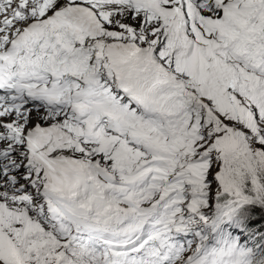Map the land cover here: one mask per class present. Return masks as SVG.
<instances>
[{"label": "snow or ice", "instance_id": "snow-or-ice-1", "mask_svg": "<svg viewBox=\"0 0 264 264\" xmlns=\"http://www.w3.org/2000/svg\"><path fill=\"white\" fill-rule=\"evenodd\" d=\"M0 264H264V0H0Z\"/></svg>", "mask_w": 264, "mask_h": 264}]
</instances>
